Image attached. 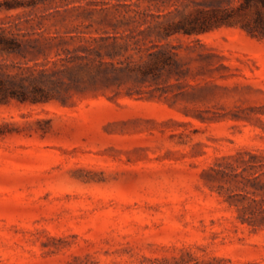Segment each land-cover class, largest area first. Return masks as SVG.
<instances>
[{"label": "rangeland", "instance_id": "obj_1", "mask_svg": "<svg viewBox=\"0 0 264 264\" xmlns=\"http://www.w3.org/2000/svg\"><path fill=\"white\" fill-rule=\"evenodd\" d=\"M175 2L0 0V30L98 35ZM169 41L179 80L0 105V264H264V36Z\"/></svg>", "mask_w": 264, "mask_h": 264}, {"label": "trees", "instance_id": "obj_2", "mask_svg": "<svg viewBox=\"0 0 264 264\" xmlns=\"http://www.w3.org/2000/svg\"><path fill=\"white\" fill-rule=\"evenodd\" d=\"M164 1V0H162ZM181 0H179L180 2ZM187 0L184 10L154 13L139 4L127 8L113 31L98 35H54L35 39L23 32L0 30V105L64 100L71 90L84 92L120 88L129 81L168 82L188 71L182 63L180 45L169 39L178 34H200L222 23L242 21L253 35L264 36V0ZM192 7L193 10L186 11ZM243 18H237L238 12ZM44 56L43 64L29 61ZM137 55V56H136ZM12 57L14 60L8 61ZM37 63V62H36ZM132 95V92H128ZM260 212L264 219V207ZM242 221L250 220L244 215Z\"/></svg>", "mask_w": 264, "mask_h": 264}]
</instances>
